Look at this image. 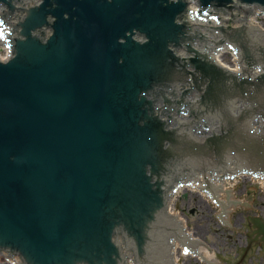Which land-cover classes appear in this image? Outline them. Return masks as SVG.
<instances>
[{"label": "water", "instance_id": "95a60500", "mask_svg": "<svg viewBox=\"0 0 264 264\" xmlns=\"http://www.w3.org/2000/svg\"><path fill=\"white\" fill-rule=\"evenodd\" d=\"M186 3L0 0V35L7 22L14 26L15 52L0 61V253L24 264H179L174 242L204 246L167 215L181 170L264 171V129L253 131L229 104L236 93H255L264 74L260 81L249 69L228 77L207 54L190 60L191 71L173 50L194 36L179 22ZM200 3L232 17L264 7V0ZM224 31L245 57L250 45L264 50V32L254 26ZM220 73L219 92L228 98L210 107L220 117L209 126L189 129L193 122L180 120L170 127L167 105L155 103L158 87L201 81L206 88ZM256 101L260 107L264 95ZM259 115L264 127V110ZM209 127L220 134L200 139ZM249 221L252 242H264V220Z\"/></svg>", "mask_w": 264, "mask_h": 264}, {"label": "rangeland", "instance_id": "374dc122", "mask_svg": "<svg viewBox=\"0 0 264 264\" xmlns=\"http://www.w3.org/2000/svg\"><path fill=\"white\" fill-rule=\"evenodd\" d=\"M232 193L234 204L229 212L222 211L219 203L207 201L198 193L183 194L177 207L187 218L191 237L204 243L215 257L203 259L196 249L184 246L188 253H181L180 264H264V243L253 242L250 246L248 238L252 231L248 219L251 216L264 219V190L243 180ZM177 225L182 230L181 225Z\"/></svg>", "mask_w": 264, "mask_h": 264}, {"label": "bare ground", "instance_id": "6f19581e", "mask_svg": "<svg viewBox=\"0 0 264 264\" xmlns=\"http://www.w3.org/2000/svg\"><path fill=\"white\" fill-rule=\"evenodd\" d=\"M220 11H222V10H220ZM251 25H253L254 27H256L257 29H259V30H261V31H263L264 32V9L262 10V11H260L259 12V15H258V17L256 18V17H254L253 18V20H252V22H251ZM257 25V26H256ZM252 26V27H253ZM202 171H203V169H201ZM201 174H203V173H201ZM212 176V175H211ZM217 176H219L221 179H224V180H226V179H228L226 182H216L217 183V191H219L220 193H219V198L216 200L219 204H220V202L219 201H221L222 202V204H224V203H227V201H228V205L229 206H232V204H233V197H234V194L232 193V190H231V188L235 185V184H237V181L239 180V179H245L246 177H244V176H241V174H237V175H229V174H225V175H217ZM201 178H202V175H201ZM261 180V179H260ZM231 181H233V182H231ZM192 185H197V186H195V188H193V187H191ZM192 185L191 186H189L190 187V189H194L195 191H199L198 190V187H203V182L202 183H199V182H193L192 183ZM187 189H184V191H186ZM182 193V190H181V192L179 193L178 191L174 194V196H175V199L173 200V201H171V204L169 205V206H167V208L169 209V211H170V214L171 213H173V212H176L177 213V210H176V207H175V203H176V198L177 197H179L178 195L179 194H181ZM227 194H229L230 195V197L229 198H225L226 197V195ZM199 195H201V197H205L206 196V194L205 193H199ZM180 218H181V215H180ZM181 223H180V222ZM178 221V223H180V225H181V228H182V230L179 228V230H181V232H182V234H185V235H187L188 237H190V238H192V239H194L193 237H191V232H190V230L189 229H186V218L182 215V219H180ZM178 226V225H177ZM184 229V230H183ZM196 239V238H195ZM194 239V240H195ZM197 240V239H196ZM174 246H175V252H176V255H177V263H179V258H180V255H181V253L182 254H186V253H188L187 251H186V249H185V247L184 246H182V245H180V244H178V243H175L174 242ZM196 251H198V250H196ZM198 255H199V257H201V258H203V259H213L214 257H215V254L212 252V251H210V249L207 247V246H203L201 249H200V251H198V253H197ZM0 256H2V254L0 255ZM15 262V264H20V259L19 258H17L16 260H14ZM180 264V263H179Z\"/></svg>", "mask_w": 264, "mask_h": 264}, {"label": "flooded vegetation", "instance_id": "af4514ba", "mask_svg": "<svg viewBox=\"0 0 264 264\" xmlns=\"http://www.w3.org/2000/svg\"><path fill=\"white\" fill-rule=\"evenodd\" d=\"M211 77V88L209 90V95H208V100L211 103H217L220 101V97H218L219 89L223 86L224 83H222L225 80V76L223 73L217 74V75H212Z\"/></svg>", "mask_w": 264, "mask_h": 264}, {"label": "built area", "instance_id": "2783aa9c", "mask_svg": "<svg viewBox=\"0 0 264 264\" xmlns=\"http://www.w3.org/2000/svg\"><path fill=\"white\" fill-rule=\"evenodd\" d=\"M4 52H5V55L3 57L5 58L8 55V51L7 50H4Z\"/></svg>", "mask_w": 264, "mask_h": 264}]
</instances>
